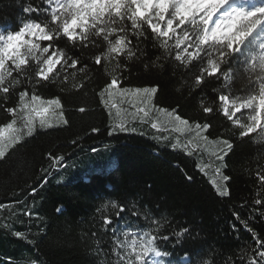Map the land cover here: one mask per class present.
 Listing matches in <instances>:
<instances>
[{"label": "trees", "instance_id": "16d2710c", "mask_svg": "<svg viewBox=\"0 0 264 264\" xmlns=\"http://www.w3.org/2000/svg\"><path fill=\"white\" fill-rule=\"evenodd\" d=\"M251 2L225 8L264 7V0ZM30 6L43 9L46 5L43 0H0L3 34L29 21H50V15L23 11ZM126 25L131 29L130 21ZM94 39L101 48L90 44L81 50L79 45L73 48L58 40L42 58L57 47L65 49L69 57L80 58L75 68L57 65L58 75L37 84V62L31 60L26 73L13 72L8 78L5 86L13 78L21 83L10 90L7 100L0 93V125L14 120L18 133L13 135L22 137L15 145L11 140L5 146L6 158H0V264H153V259L159 264H184L189 257L190 264H264L259 256L264 252V181L260 179L264 133L257 130L241 139L240 129L222 111L209 117L201 107L202 100L205 106L219 105L220 93L214 90L224 83L223 76H206L202 85H196L201 61L189 67L176 61L183 45L176 49L174 36L165 50L150 37L138 40L129 34L136 55L129 59L126 54H112L102 57L99 65L91 57L106 52L107 43L102 37ZM34 42L41 48L48 44ZM260 43H264V21L240 46L239 59L247 57L248 66L255 62L256 72L260 71ZM201 55L206 63L209 55L215 59L217 53L208 48ZM85 66L87 71L81 72ZM238 66L243 81L235 80L236 89L250 77L256 79L255 73L244 71L246 66ZM113 77L120 80L116 89L157 86L158 95L149 97L147 107L177 109L176 114L189 124H183L184 130L175 129L173 116L164 122L166 112L152 108L141 119L139 104L113 105L106 89ZM25 90L27 102L34 91L43 100L59 98L54 118L45 121L44 127L39 121L32 122L31 128L25 126V112L18 107L20 92ZM7 108H17L16 115ZM249 115L245 109L234 118L246 124ZM197 122L210 123L211 128L201 131ZM120 123L136 130L112 131ZM223 139H230L234 149L222 167L216 155L225 147ZM218 167L230 177L228 182L216 171ZM218 187L221 191L226 187L228 194L219 195ZM58 208L63 211L58 213ZM105 218L112 221L110 226ZM183 229L189 231L177 237ZM17 232L23 235L17 237ZM153 237L161 255L149 252L137 261L136 255L143 251L140 245Z\"/></svg>", "mask_w": 264, "mask_h": 264}, {"label": "snow or ice", "instance_id": "6c2138e0", "mask_svg": "<svg viewBox=\"0 0 264 264\" xmlns=\"http://www.w3.org/2000/svg\"><path fill=\"white\" fill-rule=\"evenodd\" d=\"M43 2L46 5L43 9L30 6L24 8L23 11L28 14L36 13L38 16L42 13L50 15V21H29L23 24L19 30L8 31L6 35L3 34L2 27H0V93L3 94L5 100H7L10 90L14 89L16 84L21 83L19 79L13 78L11 84L5 86L8 78L13 76V72L17 74L26 73L31 66V60L37 62L36 68L38 70L34 72L37 84L47 82L53 76L58 75L57 65L75 68L80 63L79 57H69L65 49L58 47L46 58H42L43 54L49 53L52 45L58 40L65 41L66 45H71L73 48L79 45L83 50L88 48L90 44L95 48H101L102 45L98 44L94 37H102L103 42L107 43V51H101L99 55L91 57L99 65L102 63V57L112 54L116 56L126 54L129 59L136 55L129 34L136 36L138 40L141 37L145 39L150 37L159 42L165 50H168L169 42L174 36L175 48L181 49L183 45L182 51L176 52V61H180L185 67H189L197 59L201 61L200 74L195 75L196 85H202L206 76L217 79L223 76L224 78L221 87L214 90L220 93L217 96L219 105L216 108L211 105L205 106L202 100L203 113L211 117L222 111L224 117L234 127L240 129L239 136L241 139L256 133L257 130L264 133V43L259 45L262 53L259 57V72H256L257 64L255 62L248 66L247 57L243 60L239 59L242 54L240 46L245 43L246 38L252 34L253 30L264 21V7H255L250 11L238 7L225 8L228 0H43ZM217 13L219 15L214 19ZM126 21L131 22V29H128ZM117 24L119 26H116ZM145 25L147 29H150V33H146ZM188 25L192 26L190 31ZM114 33L116 35L112 40L110 36ZM34 41H44L48 44L41 48V45ZM193 46L194 50L190 51ZM208 48L215 49L217 56L213 59L209 55L206 63H204L205 58L201 53L207 52ZM139 51L142 55V50ZM252 59L255 61L257 58L252 57ZM233 61H235V66ZM9 62H11V68ZM241 64L246 66L244 71L255 73L256 79L252 80L250 77L241 88L236 89L233 88L235 80L243 81V75L238 66ZM225 66L229 67V71L224 70ZM80 71H87V66ZM29 82H31V76H29ZM257 83L259 85L258 90L256 88ZM119 84V78L113 77L111 82L106 85V89H116ZM33 90H35V85H33ZM158 91L157 86L134 90L120 89L122 94L133 92L135 95H142L145 98L158 95ZM236 92L242 94L235 95ZM27 95L26 90L20 92V105L18 107L21 110L30 108L36 117H40L41 127H44L45 118L51 113L53 106H60L59 98L43 100L34 91L30 107L26 101ZM142 102L148 103V101ZM152 108L159 112L168 113L169 116L174 117L175 121L184 125L189 124L188 120L176 114L177 109L168 112L167 109L158 108L155 105H152ZM152 108H138L137 115L143 113L141 119H144L148 117ZM245 109L250 110L249 123L246 124L238 118H234L237 113ZM6 111L15 116L17 108H7ZM14 124L15 121L13 120L6 125H0V158H6L4 145L6 137L12 140L13 145L22 139L18 134L13 135L18 133V130L13 127ZM31 124L32 121L28 120L25 126L31 128ZM152 127L156 128L157 124L152 123ZM196 127L201 131H206L211 128V124L200 125L197 122ZM117 129L119 131L136 130L135 128L129 129L124 123L118 124L112 131ZM93 131H98V129H93ZM111 134L109 132V135ZM28 135H31V131L28 132ZM220 142L225 147L221 153L216 155V160L223 167V162L234 149V145L230 139H223ZM173 147L175 148L176 145ZM216 171L222 176L223 181L228 182L230 180L229 176L223 175L221 167H218ZM186 178L189 181L192 179L191 176ZM260 179L264 181V175H261ZM35 191L33 188V192ZM217 191L221 196L228 194L226 187L223 191L218 187ZM62 211V208L57 209L58 213ZM120 211L124 212L125 208L121 206ZM111 223L110 219L105 218L106 225L110 226ZM248 230L251 231V229ZM188 231V229H183L176 235L179 237ZM15 235L21 237L23 234L17 232ZM154 239V237L152 239L145 238V243L140 245L143 251L136 255L137 261H142V258L148 257L149 252L153 253L154 257L161 255L153 246ZM164 239H168V237H164ZM135 243L133 241V245ZM261 247H264V244H261ZM259 256L264 261V252H260ZM190 260L189 257L184 264H190ZM153 264H159V261L153 259ZM250 264H259V262L252 261Z\"/></svg>", "mask_w": 264, "mask_h": 264}, {"label": "rangeland", "instance_id": "374dc122", "mask_svg": "<svg viewBox=\"0 0 264 264\" xmlns=\"http://www.w3.org/2000/svg\"><path fill=\"white\" fill-rule=\"evenodd\" d=\"M233 3V4H247V5H251L250 0H232L231 2H228V4ZM226 4L225 7L228 5ZM219 15V13H217L216 17L217 18ZM109 101L113 104V105H117V106H121V107H134L135 104H139V107H147L148 103H144L142 101H149V98H145L142 95L141 96H137L135 95L133 92H130L128 94H122L120 92V89H110L109 92ZM30 107H31V100L28 102ZM58 107L53 106L51 113H49L46 118L45 121L54 118V113L57 112ZM24 113V117L23 120L25 123H27L28 120H31L32 122L34 121H39L40 122V117H36L34 113L31 112L30 108L23 110ZM164 122L169 120L170 116L168 114H164ZM172 120L175 122V129H183L184 125L182 123H180L179 121H175L174 118H172ZM184 130V129H183ZM11 141V139H8L7 137L5 138L4 141V145L6 146L9 142Z\"/></svg>", "mask_w": 264, "mask_h": 264}]
</instances>
